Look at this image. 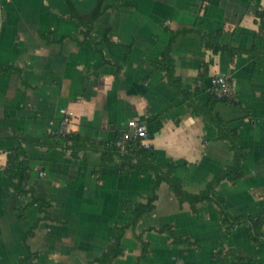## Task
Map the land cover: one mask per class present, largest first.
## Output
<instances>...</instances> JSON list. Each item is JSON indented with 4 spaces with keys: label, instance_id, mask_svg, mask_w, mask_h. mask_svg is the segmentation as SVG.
I'll return each instance as SVG.
<instances>
[{
    "label": "crops",
    "instance_id": "crops-1",
    "mask_svg": "<svg viewBox=\"0 0 264 264\" xmlns=\"http://www.w3.org/2000/svg\"><path fill=\"white\" fill-rule=\"evenodd\" d=\"M72 1L87 15L99 0ZM263 6L264 0H106L92 37L78 44L80 25L69 17L66 0H0V135L43 141L68 118V129L87 145L76 156L63 147L24 145L27 187L50 203L31 206L33 196L17 194L5 173L18 143L0 137V264H100L121 227H127L125 254L114 264H235L216 257L230 249L251 252L255 264H264V243L250 242L245 226L228 233L215 203L193 209L166 183L155 210L134 228L130 211L146 202L155 175L100 150L137 119L148 125L152 163L162 169L175 164L173 179L186 191L204 190L231 167L230 142L192 113L157 68L175 31H220L223 45L254 52L216 54L187 32L172 46L175 71L202 106L211 100L214 76L231 78L237 104L220 102L213 111L239 131L245 176L223 181L217 193L235 216H264V36L255 16ZM108 31L112 45L103 40ZM168 225L196 247L148 230ZM138 235L150 243L141 260Z\"/></svg>",
    "mask_w": 264,
    "mask_h": 264
},
{
    "label": "trees",
    "instance_id": "trees-1",
    "mask_svg": "<svg viewBox=\"0 0 264 264\" xmlns=\"http://www.w3.org/2000/svg\"><path fill=\"white\" fill-rule=\"evenodd\" d=\"M105 1L106 0H99L96 8L91 13L82 15L78 12L72 0H66V3L70 7L71 11L69 17L80 25V36L83 38V40H79L78 44H82L85 39L92 37L96 22L105 11V9H103ZM114 8L115 7H113V9ZM255 16L256 21L259 23L260 32L262 36H264V6L255 13ZM187 32H194L198 34L203 45L207 49H211L216 54L223 52L234 56L236 54H250L253 53L254 50L247 48H233L223 45L220 42V31L207 34L197 30L184 28L173 33L172 39L168 43L166 50L161 57V62L157 66L158 69L165 72V76L167 77L169 84L175 89L177 94L187 102L188 106L192 110V113L206 117V119L217 128L218 139L227 140L230 142L231 149L234 152L235 157L233 165L209 181L204 190L198 193H190L173 179L176 165L172 164L167 169H162L161 167L156 166L154 163H152L148 150H140L137 152L121 155L113 142L107 143L104 147H101L100 150L104 156H119L123 160L124 166L129 169L140 166L144 170L155 175V181L151 186V194L148 195L146 202L137 203L130 211L135 218L134 224L132 225L134 228L141 217L155 210V202L158 200L157 192L161 184L166 183L181 204L189 203L193 209H196L198 204L215 203L219 208L221 226L228 233H232L239 226H245L247 228L250 242L255 245L262 242L264 243V216L257 218L249 215L235 216L231 213L226 199L217 193V188L223 181L236 182L245 176L242 165L247 159V156L245 150L239 144V131L238 129L229 128L228 122L224 121L213 111L217 103L227 102L230 104H237V101L233 100L231 97L220 99L212 93L210 102L207 105L202 106L198 102L194 101L190 96L191 92L184 88L182 81L176 75L175 61L172 55V46L179 35L185 34ZM103 40L109 42L110 45H112L113 42L109 37V31L106 33V35H104ZM205 68H207V65H205ZM0 137L11 138L16 140L18 143L17 146L8 154L5 173L13 180V189L17 192V194L21 196H33V200L30 203L31 206L39 202H43L46 206H48L50 203H48L44 198L34 197L32 190L27 187L30 178V164L24 145L35 144L37 146L47 148L63 147L66 149H71L74 155L81 150L86 149L87 146L83 140V142L81 141L79 135L73 132H70L68 135L49 134V137L43 141H40L36 138L25 137L16 133L10 135H0ZM126 228L127 227L119 228L117 238L97 259L100 264H114L116 259L125 254L123 239ZM148 230H155L160 234L168 235L172 239V243L175 245L196 247V243L191 241L189 238L179 237L172 225L165 226L161 229L149 228ZM136 237L142 244V253L140 256L141 260L148 255L150 243L145 241L140 235ZM216 257L223 261H227L230 257H232L235 260V264H255L256 262V258L251 252H247L242 249H230L226 253L219 251L217 252Z\"/></svg>",
    "mask_w": 264,
    "mask_h": 264
},
{
    "label": "built area",
    "instance_id": "built-area-1",
    "mask_svg": "<svg viewBox=\"0 0 264 264\" xmlns=\"http://www.w3.org/2000/svg\"><path fill=\"white\" fill-rule=\"evenodd\" d=\"M212 92L215 96L222 99L230 97L232 84L230 77L226 74H218L212 81ZM66 115L71 113L63 111ZM71 131L68 129V118H65L59 128L50 129V135H68ZM121 155L140 150L152 149L151 134L148 125L140 120L131 119L120 136L113 142Z\"/></svg>",
    "mask_w": 264,
    "mask_h": 264
},
{
    "label": "rangeland",
    "instance_id": "rangeland-1",
    "mask_svg": "<svg viewBox=\"0 0 264 264\" xmlns=\"http://www.w3.org/2000/svg\"><path fill=\"white\" fill-rule=\"evenodd\" d=\"M214 78H215V76H214ZM214 78H213V79H214ZM230 82H231V84H232L231 78H230ZM211 92H212V88H211ZM231 94H232V92H231Z\"/></svg>",
    "mask_w": 264,
    "mask_h": 264
}]
</instances>
